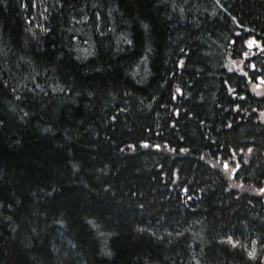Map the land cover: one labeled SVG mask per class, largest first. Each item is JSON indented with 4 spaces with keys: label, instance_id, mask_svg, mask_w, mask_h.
Segmentation results:
<instances>
[{
    "label": "trees",
    "instance_id": "1",
    "mask_svg": "<svg viewBox=\"0 0 264 264\" xmlns=\"http://www.w3.org/2000/svg\"><path fill=\"white\" fill-rule=\"evenodd\" d=\"M261 77L264 0H0V264H264Z\"/></svg>",
    "mask_w": 264,
    "mask_h": 264
},
{
    "label": "rangeland",
    "instance_id": "2",
    "mask_svg": "<svg viewBox=\"0 0 264 264\" xmlns=\"http://www.w3.org/2000/svg\"><path fill=\"white\" fill-rule=\"evenodd\" d=\"M258 96H263L264 97V85L261 83L260 86H257L254 91Z\"/></svg>",
    "mask_w": 264,
    "mask_h": 264
},
{
    "label": "snow or ice",
    "instance_id": "3",
    "mask_svg": "<svg viewBox=\"0 0 264 264\" xmlns=\"http://www.w3.org/2000/svg\"><path fill=\"white\" fill-rule=\"evenodd\" d=\"M253 67H254V66H253ZM260 79H261V80H264V77H261Z\"/></svg>",
    "mask_w": 264,
    "mask_h": 264
}]
</instances>
